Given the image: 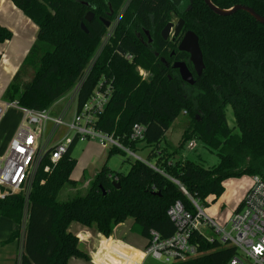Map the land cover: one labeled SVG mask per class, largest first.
I'll use <instances>...</instances> for the list:
<instances>
[{"label": "trees", "instance_id": "1", "mask_svg": "<svg viewBox=\"0 0 264 264\" xmlns=\"http://www.w3.org/2000/svg\"><path fill=\"white\" fill-rule=\"evenodd\" d=\"M122 1L12 0L38 30L2 99L41 110L64 96L85 73L107 31L102 17H107L109 4L115 11ZM210 1L221 9L245 5L264 17V0ZM131 6L81 83L78 107L104 76L111 80L112 91L98 115L97 128L134 150L138 144L142 148L158 144L171 123L185 114L188 121L180 145L192 138L199 140L216 152L219 161L206 168L186 158L172 160L174 152L153 147L147 155L148 161L155 159L153 167L138 159L126 173L103 165L83 194L59 200L64 185L76 184L70 178L76 163L71 153L78 141L73 138L49 170H44L47 158L42 160L27 199L23 194L0 198V215L19 226L26 210L17 264H69L72 257L87 259L78 237L69 230L73 222L108 237L117 224L131 218V230L147 239L146 248L149 229L157 230L161 237L172 234L174 227L166 210L174 201L191 207L180 186L193 198L205 201L209 195L216 199L222 194L226 178L257 174L264 179V25L243 10L218 15L204 0H132ZM89 10L94 17L86 22L84 15ZM174 11L184 19L185 30L197 35L203 56V71L200 76L193 74L192 85L161 61V57L173 58L192 69L188 54L176 48L178 38L169 41L160 35ZM81 23L87 31L81 29ZM140 26L150 31L151 48L135 36ZM11 36L0 24V42ZM139 68L150 72L149 79L141 78ZM227 105L234 117L232 127L226 122ZM133 123L145 126L141 140L128 139ZM115 153L125 152L108 148V156ZM19 232L18 228L10 240ZM194 240L205 253L177 264H226L235 254L233 247L208 242L197 232Z\"/></svg>", "mask_w": 264, "mask_h": 264}, {"label": "built area", "instance_id": "2", "mask_svg": "<svg viewBox=\"0 0 264 264\" xmlns=\"http://www.w3.org/2000/svg\"><path fill=\"white\" fill-rule=\"evenodd\" d=\"M113 28L114 24L107 28L95 55L83 76L72 87V91L57 99L55 104L36 110L20 107L15 101L3 103L4 107L17 105L22 112V119L6 152L0 156V198L8 194H23L27 199L36 170L42 160L47 158L51 165H55L65 154L73 138L94 139L103 147H116L141 160L133 149L123 145L112 133H106L95 126L99 113L105 108L111 96V80L101 76L88 99L81 106L77 105L81 83L108 42ZM126 58L129 59L130 56L126 55ZM63 101H66L65 105L54 111L53 106ZM2 110L0 107V114ZM60 128H63V132L56 140L55 136ZM144 131L143 124L133 123L128 139L141 140ZM194 145V141L187 144L189 148H193ZM49 168L47 165L44 166L46 171ZM180 189L191 207L187 208L180 200L174 201L166 210V215L174 227L172 234L161 237L157 230L149 229L148 245L144 249V254L172 263L184 262L202 255L205 252L199 250V244L194 240V233L197 232L208 242L217 241L222 246H231L235 249L234 256L226 264H264V179L260 175H252L251 185L240 206L223 225L203 211L199 200L193 198L182 186ZM25 218L26 210L23 223ZM203 229H209L214 235H206Z\"/></svg>", "mask_w": 264, "mask_h": 264}, {"label": "crops", "instance_id": "3", "mask_svg": "<svg viewBox=\"0 0 264 264\" xmlns=\"http://www.w3.org/2000/svg\"><path fill=\"white\" fill-rule=\"evenodd\" d=\"M0 24L12 33L10 39L0 42V107L3 109L0 114V151L5 153L21 122L22 112L17 105L4 107L3 103L6 101L2 99V94L36 40L38 27L20 8L15 6L12 0H0ZM53 104L55 101L50 106ZM55 107L53 106L54 111H56ZM140 146L142 145L140 144ZM102 148L106 147L102 146ZM107 157L109 156L107 155ZM144 160L150 165L154 164L150 160ZM70 178L80 184L75 177L73 178L72 172ZM251 178L252 175H242L223 180L224 190L222 194L216 199L213 195H209L205 199L206 205H208V215L213 217L217 223L225 224L230 215L240 206L247 189L251 185ZM228 189L231 190V193L226 196ZM211 200L212 204L209 203ZM23 220L24 214L19 226L12 219L0 215V264H17V258L22 247L20 238L22 230L24 232L26 218L24 223ZM124 222L117 224L108 237L76 222L71 223L69 230L78 237L79 246L88 258L72 257L69 264H135V262L141 264L145 256L144 246L147 239L133 234L128 236V230L133 232L131 230L133 220L126 230ZM18 228L20 229L18 237L10 240L11 234ZM126 257L129 262L125 260ZM133 261L135 262L133 263Z\"/></svg>", "mask_w": 264, "mask_h": 264}, {"label": "rangeland", "instance_id": "4", "mask_svg": "<svg viewBox=\"0 0 264 264\" xmlns=\"http://www.w3.org/2000/svg\"><path fill=\"white\" fill-rule=\"evenodd\" d=\"M127 3V0H123L121 4L117 7V9L113 10V17H112V23L109 27H111L113 24H118L119 20L124 19L122 11ZM129 6L128 9H130ZM118 20V21H117ZM114 31V28H113ZM107 32V31H106ZM135 36L139 39V41L147 46L152 47V37L149 32H145L143 30H135ZM113 33V32H112ZM139 33V34H137ZM148 43H144L146 41ZM97 50V48H96ZM96 50L94 51L93 56L96 53ZM92 56V57H93ZM131 58V57H130ZM129 58V59H130ZM163 62L165 63L167 61L166 57H161ZM97 60V59H96ZM170 61L169 63H171ZM138 74L141 76L142 79H149L150 72L146 69L139 68ZM72 91V88L69 90V92ZM66 101L60 102L56 105L55 110L58 111L65 105ZM226 114V122L227 124L232 127L234 125V117L232 113V109L230 105L226 106L225 109ZM188 121V117L185 116V114H180L170 125V127L167 129V131L164 133V136L160 140V142L156 145H150L145 148H142L140 144H138V147L134 149V152L140 156L141 160L147 159L148 152L151 148H156L158 150H164L165 152L172 154L170 156V159L175 160L179 158H186L193 160L194 162L203 165L204 167H211L218 163L219 157L216 154L214 150H210L207 148L201 141L196 139H191L190 141H194L195 145L193 148H189L187 146L188 142L186 141L184 144L180 145V139L181 135L183 133V130L186 127ZM236 130V129H235ZM63 132V128H60L59 132L55 136V139ZM189 141V142H190ZM107 148H102V145L94 139H84V140H78L76 145L73 148V151L71 153L72 157L75 158L76 163L74 165V168L72 170V176L73 178L77 179L80 184H75L78 186L73 185H64L60 192L58 193V199L59 200H66L74 195L83 194L87 188L88 182L91 180V178L95 175L96 172H98L103 164H105L107 167H109L111 170L119 171L122 173H126L130 165L133 163L135 158L133 156H130L128 153H115L107 157ZM2 152V151H0ZM4 152L0 153V156L3 155ZM153 163L155 162V159H149ZM48 167H53L51 164L46 163ZM45 165V166H46ZM243 180V178H241ZM231 193V190H227L226 196H228ZM199 205L202 207L203 211L208 214V205H206V201H199ZM210 204H212V200L209 201ZM25 212V210H24ZM131 219L128 218L124 222V228L127 229L128 225L131 223ZM76 225V223H74ZM130 235L137 236L138 234H135L133 232H130L128 230ZM203 232L206 235H214L210 232L209 229H203ZM142 238V236L138 235ZM129 262V260L125 259ZM135 261H133L134 263ZM137 262H135L136 264ZM141 264H177L172 262H165L163 259H156L150 254H145L143 257Z\"/></svg>", "mask_w": 264, "mask_h": 264}, {"label": "water", "instance_id": "5", "mask_svg": "<svg viewBox=\"0 0 264 264\" xmlns=\"http://www.w3.org/2000/svg\"><path fill=\"white\" fill-rule=\"evenodd\" d=\"M204 2L209 7V9H211L214 13L218 15H228L236 10H243L247 12L250 16H252L257 22L264 25V17L254 12V10L248 6L236 4L229 9H221L215 6L210 0H204ZM92 18L93 13L91 11H87L84 15V20L86 22H90ZM183 23V19H179L177 21L174 26V35H177L180 32ZM106 26H108V22L106 23ZM172 26V22H167L166 25L163 27V29L161 30V37L163 39L167 38L170 28ZM81 29L87 31L84 23H81ZM177 49L178 51L185 52L188 54V60L193 67L195 75L200 76L204 68V63L197 35L191 30L185 31L178 43ZM119 50L123 53L121 49ZM171 67L178 71L179 77L183 82L189 85H192L194 83L193 73L184 61H174ZM116 186H119V184L116 183Z\"/></svg>", "mask_w": 264, "mask_h": 264}, {"label": "flooded vegetation", "instance_id": "6", "mask_svg": "<svg viewBox=\"0 0 264 264\" xmlns=\"http://www.w3.org/2000/svg\"><path fill=\"white\" fill-rule=\"evenodd\" d=\"M131 4H132V0H127V3H126V5H125V7H124V9H123V11H122V14H123L128 8H129V6H131ZM179 4H181V3H179ZM176 7H179V6L176 5ZM108 8H109V10L106 11V13H107V17H106V18H103V17H102V20L104 21L105 25H106V23L108 22V26H106L107 28H108V27L111 25V23H112V17H113V13H114V12H113V9H111V7H110V4H109V7H108ZM89 11H91V10H89ZM91 12L93 13V17H94V12H93V11H91ZM178 14H179V13H177L176 11H174V12L171 13L172 16L170 17V20L167 21V22H172V23H173V26L170 28V31H169V33H168L167 38H166V39H163V40H169V41H172V40H174L175 38H178V41H177V43H176V48H177L178 43H179L180 39L182 38V35L184 34V32L187 31V30H190V29L185 30L184 23H183L180 32H179L177 35H174V26H175V24L177 23V21H178L179 19H183V18L179 17ZM92 19H93V18H92ZM183 20H184V19H183ZM117 21H118V20H117ZM119 21H120V20H119ZM167 22H166V23H167ZM184 22H185V21H184ZM166 23H165V25H166ZM116 25H117V24L115 23V25H114V29H115ZM165 25H164V26H165ZM164 26H163V27H164ZM163 27H162V29H163ZM140 28H141V30L150 33V31H149L148 29L144 28L143 26H140ZM162 29H161V30H162ZM161 30H160V35H161ZM191 31H192V30H191ZM137 34H139V33H137ZM152 41H153V39H152ZM144 43H145V44L148 43V42H147V39H146V41H144ZM173 54H174V50H171V51H170V57H173ZM161 61L163 62L162 59H161ZM170 61H172V62L169 63ZM174 61H179V60H176V59L171 58L170 60H167V61L165 62V65H166V66H171L172 63H173ZM191 68H192V69H190V70L192 71L193 74H195L194 71H193V67H192V65H191ZM175 70H176V69H175ZM177 72H178V71H177Z\"/></svg>", "mask_w": 264, "mask_h": 264}, {"label": "bare ground", "instance_id": "7", "mask_svg": "<svg viewBox=\"0 0 264 264\" xmlns=\"http://www.w3.org/2000/svg\"><path fill=\"white\" fill-rule=\"evenodd\" d=\"M252 179V178H251ZM234 249V248H233Z\"/></svg>", "mask_w": 264, "mask_h": 264}]
</instances>
